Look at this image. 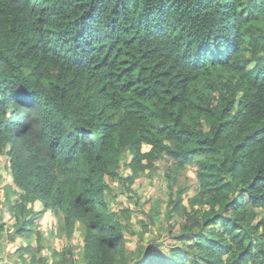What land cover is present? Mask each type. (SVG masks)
<instances>
[{
  "label": "trees",
  "instance_id": "16d2710c",
  "mask_svg": "<svg viewBox=\"0 0 264 264\" xmlns=\"http://www.w3.org/2000/svg\"><path fill=\"white\" fill-rule=\"evenodd\" d=\"M4 152L19 190L7 211L29 216L15 235L37 242L29 264H47L36 201L60 234L83 226V264H264V0H0ZM162 158L175 245L129 256L130 211L110 209L107 179L131 192ZM66 251L53 264H74Z\"/></svg>",
  "mask_w": 264,
  "mask_h": 264
},
{
  "label": "rangeland",
  "instance_id": "374dc122",
  "mask_svg": "<svg viewBox=\"0 0 264 264\" xmlns=\"http://www.w3.org/2000/svg\"><path fill=\"white\" fill-rule=\"evenodd\" d=\"M147 149V147H145ZM168 162L165 158L155 162V170L137 173L131 176L129 182V192L125 185L118 181L107 182L110 184L111 191L106 198L111 210L119 213L122 209H129L130 214L127 218H121L125 225L124 237L126 239V251L130 256L132 252L143 250L147 247L158 251L160 254L168 255L170 246L175 245L174 240L170 237L169 230L176 233L179 230V224L182 217L179 214H172L171 217H165V203L159 207V199L168 200V191L165 181V170ZM130 172L124 166L121 167V174L128 175ZM179 185L184 188L181 194V204L188 211L192 204V198L197 192V183L195 180V169L193 166H187L178 179ZM19 190L12 183L8 158L5 154L0 156V219L4 223V229L0 234V264H29V259L37 254L27 252V246L34 249L37 247L34 234L15 235L16 222L29 219V216L22 215L19 218L7 211L9 201H17ZM148 210L150 207L156 211L157 217H154V223H149L142 207ZM197 207V204L194 205ZM32 215L34 218V231H39L43 237V257L47 258V264H53L51 251L53 249H66V257L71 258L74 264H83L82 257V240L84 228L81 224L76 223V227L71 235L59 233L60 222L50 211H43L41 204L35 202L32 204ZM146 223L147 226H143ZM261 231V230H260ZM12 235V239L10 238ZM18 249H22L19 252ZM26 256V257H23ZM9 255L14 257L10 259ZM25 261V262H24ZM39 264V263H34Z\"/></svg>",
  "mask_w": 264,
  "mask_h": 264
},
{
  "label": "clouds",
  "instance_id": "9594fccd",
  "mask_svg": "<svg viewBox=\"0 0 264 264\" xmlns=\"http://www.w3.org/2000/svg\"><path fill=\"white\" fill-rule=\"evenodd\" d=\"M145 148V147H144ZM3 154H5L6 156H7V154L4 152ZM3 154H1V155H3ZM0 155V156H1ZM7 158H8V164H9V157L7 156ZM36 202H38V201H36ZM40 203V202H39ZM41 204V203H40ZM28 206H31V205H28ZM41 208H42V206H41ZM49 211V210H48Z\"/></svg>",
  "mask_w": 264,
  "mask_h": 264
}]
</instances>
